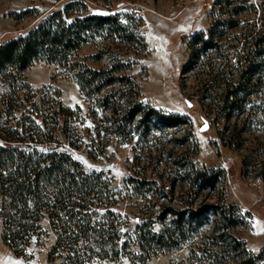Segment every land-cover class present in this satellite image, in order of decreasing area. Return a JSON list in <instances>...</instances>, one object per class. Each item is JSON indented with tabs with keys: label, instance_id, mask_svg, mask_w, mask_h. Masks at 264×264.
Segmentation results:
<instances>
[{
	"label": "rangeland",
	"instance_id": "obj_1",
	"mask_svg": "<svg viewBox=\"0 0 264 264\" xmlns=\"http://www.w3.org/2000/svg\"><path fill=\"white\" fill-rule=\"evenodd\" d=\"M76 3L67 23L101 16L119 26L81 32L63 65L35 62L14 95L0 77V116L19 141L11 146L34 161L65 156L77 182L89 178L86 212L104 228L113 219L126 240L117 253L91 240L101 256L92 264H237L247 256L217 216L229 207L239 222L230 236L264 264V57L253 45L264 0H0V45ZM209 31L211 49L200 39L189 47ZM85 68L120 79L86 97L75 79ZM150 110L183 123L166 127ZM45 208L20 255L2 241L0 218V264H60L62 248L48 260L57 234ZM136 224L163 231V243L138 250Z\"/></svg>",
	"mask_w": 264,
	"mask_h": 264
},
{
	"label": "trees",
	"instance_id": "obj_2",
	"mask_svg": "<svg viewBox=\"0 0 264 264\" xmlns=\"http://www.w3.org/2000/svg\"><path fill=\"white\" fill-rule=\"evenodd\" d=\"M78 5L81 3L67 5L63 10L54 12L28 34L0 45V77L9 83H5L6 87L13 88L9 95L16 93L17 81L23 83L24 72L35 62L42 60L59 65L67 63L71 52L78 50L84 43L81 32L85 35L88 31L101 29L104 26L112 28L119 26L113 18L101 16L76 18L67 23L64 19L69 16L70 10ZM262 28L264 29V25ZM209 35L210 31L206 33V40H203V35L194 36L189 47L192 48L200 39V50L205 52L211 49ZM263 36L253 39L254 48L263 49L260 52L262 57H264ZM75 79L84 95L93 97L117 83L120 78L112 76L111 71H94L85 68L75 75ZM23 86L30 91L27 84ZM10 101L11 99L4 103L6 114L10 113ZM134 112L129 111L128 115L133 117ZM150 113L166 127H175L183 123L177 116L155 110H150ZM2 124V116H0V141L5 143V145L0 144V218L3 226L1 238L10 250L15 255L22 254V247L38 227L37 222L43 216L41 211L45 205L50 224L57 234L56 241L48 253L49 261L62 248L66 251V255L61 257L60 264H92L93 257L101 258L99 254H95L96 247L89 245L93 239H96L98 245H102L101 248L110 246L111 252L117 253L120 244H123L122 248L125 249L126 240L122 238L118 228L113 226V219H110L109 224L104 228L105 224H96L91 214L86 212L88 208L82 202L92 190H89L91 188L89 178L79 174L83 178L80 179L81 183L77 182L78 175L71 172L70 161L65 156L51 155L43 160L38 158L35 162L30 155L22 152L20 147L11 146V143L19 141L13 138L11 140L10 129L1 128ZM48 186L52 194L50 198H45L43 191ZM223 209L226 211L217 212L222 223V229L219 230L225 232L223 235L232 243L234 251H240L241 257L247 256L240 258L237 264H260L262 253L251 256L245 251L241 242L230 236V230L239 223L234 216V208ZM138 225H135L134 233L138 250L145 251L144 247H152L149 245L154 242L163 243V231L150 233ZM219 230L215 231L219 232Z\"/></svg>",
	"mask_w": 264,
	"mask_h": 264
},
{
	"label": "snow or ice",
	"instance_id": "obj_3",
	"mask_svg": "<svg viewBox=\"0 0 264 264\" xmlns=\"http://www.w3.org/2000/svg\"><path fill=\"white\" fill-rule=\"evenodd\" d=\"M207 127V124L205 123V128ZM77 159H81L80 157H77ZM89 167H91V166H89Z\"/></svg>",
	"mask_w": 264,
	"mask_h": 264
}]
</instances>
